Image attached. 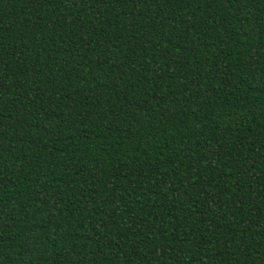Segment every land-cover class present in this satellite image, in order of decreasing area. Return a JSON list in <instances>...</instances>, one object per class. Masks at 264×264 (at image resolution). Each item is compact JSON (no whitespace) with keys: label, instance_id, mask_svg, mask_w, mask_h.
I'll list each match as a JSON object with an SVG mask.
<instances>
[{"label":"trees","instance_id":"trees-1","mask_svg":"<svg viewBox=\"0 0 264 264\" xmlns=\"http://www.w3.org/2000/svg\"><path fill=\"white\" fill-rule=\"evenodd\" d=\"M0 264H264V0H0Z\"/></svg>","mask_w":264,"mask_h":264}]
</instances>
